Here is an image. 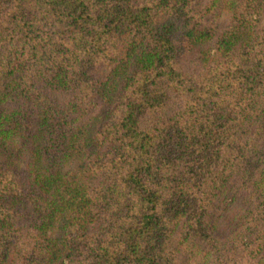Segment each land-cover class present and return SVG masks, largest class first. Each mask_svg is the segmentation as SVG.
<instances>
[{"label":"trees","instance_id":"obj_1","mask_svg":"<svg viewBox=\"0 0 264 264\" xmlns=\"http://www.w3.org/2000/svg\"><path fill=\"white\" fill-rule=\"evenodd\" d=\"M225 3L188 75L195 0H0V264H264V0Z\"/></svg>","mask_w":264,"mask_h":264},{"label":"rangeland","instance_id":"obj_2","mask_svg":"<svg viewBox=\"0 0 264 264\" xmlns=\"http://www.w3.org/2000/svg\"><path fill=\"white\" fill-rule=\"evenodd\" d=\"M228 0H195V6L194 8V18L196 26L203 27L204 29H208V31L211 33V38L209 41L205 40L204 43L194 47L192 51H189L186 53L183 57L180 59V70L184 71L186 74L194 75L197 72V68L199 67V55L204 50H212L214 47L216 39L219 37L220 33L224 31L230 24V10H226V8L223 7V3ZM233 1V0H229ZM237 6V3H239V0H234ZM208 9L205 11V9ZM235 7H232L231 9H234ZM94 72L98 73L97 70ZM102 73V72H100ZM173 106L168 110V112L172 111ZM150 119V117L144 118L143 123L146 122V120ZM22 170V169H21ZM216 236L223 237L227 236L230 231L228 229H225V226H218V229L216 231ZM199 247V251H201V247ZM194 253L191 255V253L186 251L185 248H182V253L178 258V261L175 264H208V260H201V254L197 249L194 248ZM243 256L244 253L240 252ZM244 257V256H243Z\"/></svg>","mask_w":264,"mask_h":264}]
</instances>
